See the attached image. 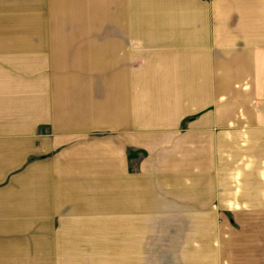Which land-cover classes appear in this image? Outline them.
<instances>
[{
  "label": "crops",
  "instance_id": "0c3cea01",
  "mask_svg": "<svg viewBox=\"0 0 264 264\" xmlns=\"http://www.w3.org/2000/svg\"><path fill=\"white\" fill-rule=\"evenodd\" d=\"M71 2L0 0V264H264V0Z\"/></svg>",
  "mask_w": 264,
  "mask_h": 264
},
{
  "label": "rangeland",
  "instance_id": "374dc122",
  "mask_svg": "<svg viewBox=\"0 0 264 264\" xmlns=\"http://www.w3.org/2000/svg\"><path fill=\"white\" fill-rule=\"evenodd\" d=\"M57 0L58 5L55 7L54 12L50 13L49 28H61V29H97L103 28L102 21L91 20L88 21V15L78 11L80 16L73 9L71 0ZM80 17L78 20L77 17Z\"/></svg>",
  "mask_w": 264,
  "mask_h": 264
}]
</instances>
